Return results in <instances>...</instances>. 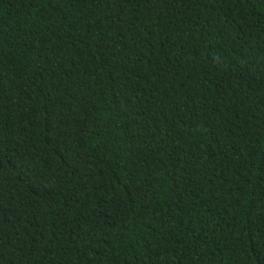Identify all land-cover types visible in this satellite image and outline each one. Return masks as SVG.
Segmentation results:
<instances>
[{
    "label": "trees",
    "instance_id": "1",
    "mask_svg": "<svg viewBox=\"0 0 264 264\" xmlns=\"http://www.w3.org/2000/svg\"><path fill=\"white\" fill-rule=\"evenodd\" d=\"M0 264H264V0H0Z\"/></svg>",
    "mask_w": 264,
    "mask_h": 264
}]
</instances>
